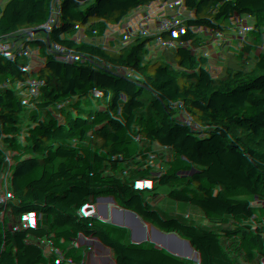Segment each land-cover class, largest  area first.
I'll return each mask as SVG.
<instances>
[{"label": "trees", "instance_id": "trees-1", "mask_svg": "<svg viewBox=\"0 0 264 264\" xmlns=\"http://www.w3.org/2000/svg\"><path fill=\"white\" fill-rule=\"evenodd\" d=\"M35 3L43 13L35 25L44 33L29 50L33 39L23 36L21 23L36 18L35 8L0 0V160L18 122L19 146L6 171L44 190L16 192L0 165V264H153L139 254L134 234L161 264H264V114L224 115L215 95L258 71L263 90L255 97L264 104V0H102L86 35L75 27L80 0ZM115 7L133 11L136 20L121 32L111 63L84 68L80 47L107 40ZM167 13L173 40L147 36L143 26ZM47 49L57 53L56 66L23 75ZM222 61L229 67L214 70ZM183 87L192 94L176 110L150 106L156 93ZM137 127L151 145L140 169L149 178L109 188L111 169L61 177L64 163L93 142ZM195 149L212 159L203 173ZM253 149L260 155L245 181L218 178L207 187L214 162ZM35 158L57 174L34 172ZM158 160L184 171L186 164L196 167L200 182L191 194L184 190L179 207H171L170 186L162 188ZM255 223L262 226L251 231Z\"/></svg>", "mask_w": 264, "mask_h": 264}, {"label": "built area", "instance_id": "built-area-1", "mask_svg": "<svg viewBox=\"0 0 264 264\" xmlns=\"http://www.w3.org/2000/svg\"><path fill=\"white\" fill-rule=\"evenodd\" d=\"M102 0H94L97 4ZM106 4L107 0H105ZM110 12L113 14L116 27L115 32L120 35L123 30L128 28L137 18V14L133 11H127L118 7L109 8ZM35 19L32 17H24L21 23V33L26 39L31 38L33 35V25ZM41 34L44 31L40 32ZM117 37V36H116ZM88 43L83 44L80 47L79 61L84 63L91 58V49ZM113 48V46L111 45ZM23 75L28 74V70L22 72ZM192 90L189 87H183L178 89H165L155 95L151 96L149 99L150 106L153 108L161 107L168 110H176L177 107L189 96H191ZM17 117V114H14ZM21 127L18 122L15 124V134L10 136L9 148L6 154L1 158V161L8 167L12 159L16 156V149L19 146V138H17V129ZM120 144L119 148L116 144ZM147 143L142 137L141 128L134 129L129 132H120L116 139L110 144L109 147H102L98 152L89 153L88 155L82 156L78 155L71 160H67L62 168V171H68L71 166H76L77 175H87L91 173L94 169H111V178L118 180L119 183L131 182L137 179H147L149 176L146 173L140 171L141 167L145 163V153L148 151L146 149ZM109 152L111 153V159L109 157ZM195 157L198 159L197 168L200 172L205 171L206 165H208L212 159L211 157L205 155L203 150H196L194 152ZM34 161V172L42 173L43 166L42 163L35 158ZM73 164V165H72ZM54 166V163H52ZM7 169V168H6ZM174 173L180 176L184 173V167L181 164H176L173 166ZM5 172V171H4ZM3 172V173H4ZM5 174V173H4ZM64 177V174H61ZM7 178V177H6ZM151 183H155L150 180ZM8 184L14 186V190L23 195H40L43 193V188L36 183L23 179L19 176L12 175L6 179ZM162 188H168V182L161 184ZM87 208H92L91 205H87ZM3 217V213L0 211V220ZM51 226L58 229L61 227L56 221L51 222ZM22 237H17L16 240H20ZM133 238L137 243H139V254L147 258L153 264H161L162 260L152 250L142 243V238L138 234H134Z\"/></svg>", "mask_w": 264, "mask_h": 264}, {"label": "crops", "instance_id": "crops-1", "mask_svg": "<svg viewBox=\"0 0 264 264\" xmlns=\"http://www.w3.org/2000/svg\"><path fill=\"white\" fill-rule=\"evenodd\" d=\"M21 3V2H19ZM22 4L27 5L28 7H34L35 8V22H41L43 19V13L41 8L37 7L35 0H25V2H23ZM36 5V7H35ZM97 9H98V4L96 2H94V0H80V4H79V8H78V12H77V17H76V23H75V27L78 30V32L82 35H86L88 33H90L94 22H95V16L97 13ZM157 20H151L148 21L146 24V27L149 24H154L155 25V30L152 32H147L148 34H155L158 33L160 29H162V27L157 23ZM33 25V35L31 36V38L33 39V42H27L25 44V46L27 47V49L31 50V47L33 46V44H35V42L41 40L42 38V34L40 33V26L37 27V25ZM148 29V28H147ZM165 35V34H164ZM117 36V37H116ZM120 35H118L115 32V29H113L107 40L99 47L95 48V49H91V58L89 59L90 62L94 61V62H100V61H104L105 59H107L109 57L110 54L113 53V50L115 48V43L117 41V39L119 38ZM111 45L113 46V48H111ZM33 59H39L38 57H32L30 60L32 61ZM48 59H51L52 63V67L54 68L56 66L57 63V53L52 50V49H47L44 54L42 55V58L39 59V61L41 62V65H39L36 68H32L30 69V65L28 67V74L31 73L32 71L36 70V71H41L43 72V69L46 67L47 64H50L48 62ZM87 60V61H89ZM84 68L86 67V63H82ZM45 73V72H44ZM119 133H114L109 135L107 138H105L104 140H101L100 143H97V141H95V145L91 146L89 145V147H87L84 151H82L80 153V155L85 156L88 155L89 153H94V152H98L102 147L106 146L109 147L110 144L116 139L117 135ZM94 143V142H93ZM119 143L116 144V146L119 148ZM146 149H151V145L147 144V146H145ZM109 157L110 159L111 157V153L109 152ZM73 159V158H71ZM69 159V160H71ZM43 172L42 173H50L51 170H48L47 166L43 163ZM154 163L157 165V168L160 169L162 171L161 175L163 178V181H167L169 186H170V191H169V195H168V199L170 201V203H174L175 205L180 204L181 200H182V194L184 190H186L187 188H191L192 186H194L195 181H199L200 182V176L196 170V167L193 164H186L185 165V171L183 176L184 177H178L177 175H175L174 173V169L173 166L168 163L165 162L163 160L161 161H154ZM73 165V164H72ZM72 168L69 169L68 171L63 172L62 174L67 175L68 173L73 175H76V177H78V173L76 171V166H71ZM34 170V169H33ZM57 174V170L53 169L51 172H53ZM68 172V173H67ZM40 174V173H37ZM209 175H210V170H209ZM214 176L212 175L211 178H213ZM218 178L211 180L210 179V183L209 185L207 183H205V185L209 188H214L216 185V181ZM158 180V179H157ZM203 184V183H202ZM201 184V185H202ZM205 185H202V188L204 189ZM119 184L118 183H113V184H108L109 188H116L118 187ZM1 191V189H0ZM180 191L181 194L179 195Z\"/></svg>", "mask_w": 264, "mask_h": 264}, {"label": "rangeland", "instance_id": "rangeland-1", "mask_svg": "<svg viewBox=\"0 0 264 264\" xmlns=\"http://www.w3.org/2000/svg\"><path fill=\"white\" fill-rule=\"evenodd\" d=\"M18 2H25V0H17ZM36 7V5H35ZM169 13L162 17L161 19L157 20V25L159 24L162 29L159 30L158 33H155L156 36L164 35L168 38L169 41H172L173 38L171 35L166 31L164 25L166 22V18L169 17ZM148 28V29H147ZM263 29V36L259 39V44L262 49H264V27ZM143 30L147 36V32H152L155 30L154 24H149L147 27L146 25L143 26ZM112 48V47H111ZM113 60L112 54L109 55L107 59L103 62L98 61H86V67L88 69H94L100 66L103 63H111ZM48 62H51V59H48ZM41 65L39 60L30 64V69L36 68ZM227 66L229 64L226 62H220L219 64L213 65L214 70L219 66ZM53 69L52 63L47 64L46 67L43 69V72L49 73ZM220 77V72L216 71L211 76L210 79L212 81L217 80ZM259 72L257 71L256 74L248 81L244 82H237L232 84H224L218 88V92H215V95L218 97L219 105L223 106L225 111H223L224 115H234V116H246L254 113H263L264 114V104L256 99V95L263 90V87L259 84ZM34 90L33 86L31 85L29 91L32 92ZM156 122V121H155ZM101 140L105 141L104 139L97 140V143H100ZM96 143H92L91 146H94ZM205 153V152H204ZM207 153H205L206 155ZM259 150L253 149L250 150L246 155L238 156V157H227L224 160L216 163L214 162L212 166H210L214 180L219 178L222 181H245V175L248 171L251 170L253 162L259 157ZM108 184L119 183L118 180L109 178L107 179ZM196 184V183H195ZM210 188V186H209ZM190 194L194 191L193 187L190 188ZM202 189V188H201ZM195 196L197 191L194 192ZM201 194V193H200ZM207 197V196H206ZM204 197V198H206ZM180 204L175 205L174 203L171 204V207H179ZM262 226L261 223H255L250 226L251 231H255Z\"/></svg>", "mask_w": 264, "mask_h": 264}, {"label": "water", "instance_id": "water-1", "mask_svg": "<svg viewBox=\"0 0 264 264\" xmlns=\"http://www.w3.org/2000/svg\"><path fill=\"white\" fill-rule=\"evenodd\" d=\"M137 129H139V127H137ZM0 165H3L4 167H5V174H6V177L8 178L9 177V175H8V173H7V171H6V165L0 160Z\"/></svg>", "mask_w": 264, "mask_h": 264}]
</instances>
